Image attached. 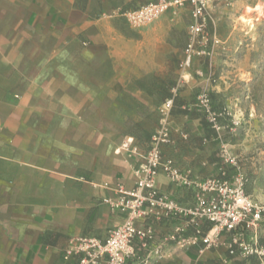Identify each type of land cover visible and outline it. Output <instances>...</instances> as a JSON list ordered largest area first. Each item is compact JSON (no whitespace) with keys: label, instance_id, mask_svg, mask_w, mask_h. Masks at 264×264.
<instances>
[{"label":"crops","instance_id":"obj_1","mask_svg":"<svg viewBox=\"0 0 264 264\" xmlns=\"http://www.w3.org/2000/svg\"><path fill=\"white\" fill-rule=\"evenodd\" d=\"M156 1L0 0V264H75L77 257L64 261L70 240H104L124 222L125 214L103 199L114 200L118 185L134 188L135 167L148 150L130 136L129 121L141 126L145 119L127 112L125 104L154 108L138 83L176 71L187 43L178 36L189 6L139 30L120 17ZM214 49L205 46L191 69L179 72L183 99L191 91L225 90L218 85L222 77L215 85L207 81ZM170 128L169 158L181 171L190 170L193 179L217 172L198 119L171 117ZM127 138L137 152L121 148ZM155 183L181 205L193 202L192 188L176 187L164 174ZM183 223L162 218L146 224L161 240ZM190 234L188 228L185 236ZM136 250L138 256L126 264L241 261H228L222 246L199 255L198 246L167 244L162 257L147 263L145 252Z\"/></svg>","mask_w":264,"mask_h":264},{"label":"built area","instance_id":"obj_2","mask_svg":"<svg viewBox=\"0 0 264 264\" xmlns=\"http://www.w3.org/2000/svg\"><path fill=\"white\" fill-rule=\"evenodd\" d=\"M236 0H157L130 11L120 13V17L132 29H142L159 19L165 12L171 10L174 15L184 6L190 7L191 23L188 26L187 43L178 61V71L184 73L191 69L196 57L206 53L208 13L213 8H230ZM212 44L219 41L212 38ZM196 75L202 77L201 71ZM207 81L215 85L217 80L212 73L207 74ZM171 90L176 96L177 88ZM195 98L194 108L200 111L211 128L219 132L222 128L218 119L222 114L213 110L210 94L203 89ZM173 99L169 98L161 104L159 126L151 136L147 152L141 163L135 167V186L132 190H124L121 185L116 187L114 200L105 198L111 210L125 214L122 224L110 230L104 240L89 236L77 237L69 241L64 252V261L77 257L75 264H126L135 259L137 248L142 249L145 261L163 256L165 246L173 244L176 247L198 246L197 253L203 254L209 250L225 247L230 256H255L259 264H264V246H258L256 231L263 221L262 208L253 204L245 193V179L242 174L232 179L220 176H209L205 179H193L191 171H181L174 161L164 158V148L172 144L170 110ZM227 116L230 114L227 112ZM233 126L237 125L231 119ZM186 138V136H184ZM133 139L127 138L121 148L137 152ZM234 164L231 159H225ZM164 174L168 181L176 187L193 189V202L188 206L181 205L167 193L160 191L155 183L158 175ZM180 220L184 222L173 228L171 233L158 240L154 227L146 224L150 220ZM209 229L206 230V227ZM188 228L192 234L186 237ZM251 235H249V234ZM247 234V235H245ZM228 238L224 239L225 236ZM248 240H247V239Z\"/></svg>","mask_w":264,"mask_h":264},{"label":"rangeland","instance_id":"obj_3","mask_svg":"<svg viewBox=\"0 0 264 264\" xmlns=\"http://www.w3.org/2000/svg\"><path fill=\"white\" fill-rule=\"evenodd\" d=\"M190 21L191 15L181 21L185 29L183 28L178 40L183 44L184 41H188ZM207 22L206 33L209 41L206 46L215 48L210 73L216 80L222 77L218 85L221 89H225L219 93L212 92L218 96L216 103L225 107L230 119H235L237 125L233 126L230 121L228 127L224 126L216 132L217 138L220 137L219 142L210 139L208 153L216 160L218 170L215 173L214 171L208 173L205 177L220 176L223 172L225 173L223 178L227 180L238 174L244 176L245 193L247 192L253 204L263 209V221L256 231L259 242L260 235L264 232V0H236L230 8H213L208 13ZM212 38L218 40L219 44L213 46ZM256 73L261 74L262 77L257 79L251 88L250 84ZM192 74L198 76L196 72ZM163 75L177 83L180 78L178 71L173 67ZM150 78L138 87L149 98L153 97L154 108L149 109L144 103L136 101H128L125 104L127 112L134 111L145 119L141 126L129 121L130 129L138 135L143 129H152L155 132L161 119L159 108L162 103L156 102L157 84L151 83L153 76ZM182 91L183 88L180 89V92ZM253 93L256 105L253 101ZM195 94L198 92L191 91L188 100L194 98ZM200 115L202 116L201 113ZM181 133L178 131L177 135L184 141ZM170 146L163 151V156L168 159ZM225 159H231L234 164ZM205 177L197 176L195 179L202 180ZM225 237L228 238L227 235ZM227 254L228 252L226 258ZM232 257L243 258L239 254Z\"/></svg>","mask_w":264,"mask_h":264},{"label":"trees","instance_id":"obj_4","mask_svg":"<svg viewBox=\"0 0 264 264\" xmlns=\"http://www.w3.org/2000/svg\"><path fill=\"white\" fill-rule=\"evenodd\" d=\"M178 65V64H177ZM178 70V68H177ZM151 76H153V80L151 81L152 84H157V86L155 87V91H156V102L157 103H164L167 99L172 98L173 99V104L171 107V112L170 115L171 117H188L189 119H198L199 120V124L201 125V128H203L204 130V136L203 139H217V133L216 131L210 127V125L208 124V122L206 121L204 115L198 111L196 108H194V103H195V98L196 96L199 94H195L194 98L187 100V99H183L180 96V88H177V93L176 96H173V94H171V90L173 88H176L178 83L176 81H174L173 79L169 78V77H165L163 74L160 73H154ZM178 76H179V71H178ZM262 75L259 73H256L254 80L251 82L250 87L253 88L254 84L256 83V80L261 78ZM141 85V83H138V86ZM210 94V98H211V102H212V107L213 110H215L216 112L222 114L221 117L218 119V124L221 127H228L230 124V117L226 115L227 111L225 110V107H223L222 105H220V103H216V98H218V96L213 93V92H208ZM253 101L256 105V98H254V93H253ZM192 106L191 108L189 106ZM200 113L202 114V116L200 115ZM157 122V121H156ZM155 122V123H156ZM154 123V124H155ZM157 125V123H156ZM152 129H143V131L141 132V134H137L135 132L130 133V136L132 138H134V140H136L140 146L143 147H147L150 143L151 140V136L154 134V131L152 132ZM246 189V186H245ZM247 194V192H246ZM209 229V226L206 227V230ZM233 259L232 256H230L229 254H227V260H231ZM234 264H259V260L257 257L255 256H246L243 257L241 259V261H235Z\"/></svg>","mask_w":264,"mask_h":264}]
</instances>
